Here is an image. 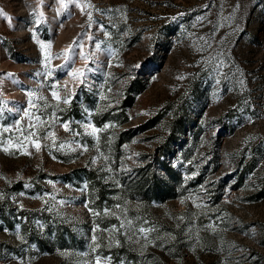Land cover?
<instances>
[{"label": "rangeland", "instance_id": "374dc122", "mask_svg": "<svg viewBox=\"0 0 264 264\" xmlns=\"http://www.w3.org/2000/svg\"><path fill=\"white\" fill-rule=\"evenodd\" d=\"M0 13V264H264V0Z\"/></svg>", "mask_w": 264, "mask_h": 264}, {"label": "snow or ice", "instance_id": "6c2138e0", "mask_svg": "<svg viewBox=\"0 0 264 264\" xmlns=\"http://www.w3.org/2000/svg\"><path fill=\"white\" fill-rule=\"evenodd\" d=\"M0 15H2V13H0ZM88 15H89V20H91V13H89ZM42 47H44V45H42ZM65 55H66V58H67V53ZM72 63H74V59L71 60V61H68V63H67V66L69 67V71H68L67 75H69L73 80H78L80 82V84H83L84 83V77H85V70L71 68V64ZM138 66L139 65H137V67ZM49 75H51V73H49ZM241 83H243V81H241ZM57 87L58 86L55 85V84L52 86V91H51L52 98L54 100H56L58 102V104H59V102H61V100H62V102L64 104L70 103V100L68 98H62L59 95V92L57 91ZM64 87L67 88V85H65ZM103 98L104 97H102V99ZM41 99H44V98L41 97ZM28 115H29V113L27 111H25V116H28ZM36 119L39 121V117H37ZM61 126L64 128L65 131H72V129L69 126V123H63ZM32 127H35V125H33ZM107 127H109V126L108 125H105V128H107ZM85 128H86V130L89 129V128L91 129V132L89 133L90 135H95L96 133L102 131V129H98V128H96L93 125H85ZM4 131L7 132V131H9V129L5 128ZM35 135H36L35 132H31L28 136L25 137V140L29 141L30 144L35 148V150L37 152H39L41 150V148H42V145L40 143L39 138H37L35 140L32 139V137L35 136ZM49 137L52 138L53 141H55V134L54 133L48 132L46 134V138H49ZM60 148L61 149L64 148V145L61 144L60 145ZM84 150L86 151L87 149L85 148ZM4 151L5 152H8V148H4ZM22 154L31 155L32 153L29 152V151H27V146H25V150H24V152ZM93 163H95V160H93ZM22 195H23V193H22ZM128 224L131 225V221H128ZM120 227L123 228L124 227V224L121 223ZM140 232L141 233H144L145 234V238H146V232H147V230L140 229ZM95 239H96V237H93V240L94 241H95ZM96 247H99V245H96ZM95 264H100V257L99 256L96 258Z\"/></svg>", "mask_w": 264, "mask_h": 264}, {"label": "trees", "instance_id": "16d2710c", "mask_svg": "<svg viewBox=\"0 0 264 264\" xmlns=\"http://www.w3.org/2000/svg\"><path fill=\"white\" fill-rule=\"evenodd\" d=\"M125 103L129 104L130 99H126ZM176 133H175L176 135H179L180 133H183V130L181 129V130L177 131ZM173 139H175V136L173 137ZM183 154L186 156L188 154V150L184 149ZM160 169H162L164 172L168 173L170 176L171 182H174V184L171 182H165L166 185L164 184V186H163V185H161V181L159 180V175L156 173V171L153 173V176H152V184H153V187H152L153 191L152 192H153V195L159 199H164V198H167V197L172 195L174 186L179 180V173L177 172V170L175 168L172 167L171 164H167L165 162H163L162 167ZM5 222H8V224H11V222L9 220H6Z\"/></svg>", "mask_w": 264, "mask_h": 264}]
</instances>
